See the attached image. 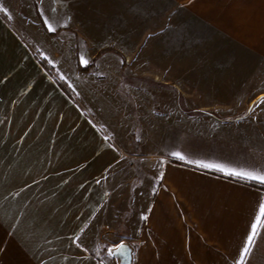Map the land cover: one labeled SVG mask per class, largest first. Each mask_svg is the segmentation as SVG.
Here are the masks:
<instances>
[{
  "label": "crops",
  "instance_id": "crops-1",
  "mask_svg": "<svg viewBox=\"0 0 264 264\" xmlns=\"http://www.w3.org/2000/svg\"><path fill=\"white\" fill-rule=\"evenodd\" d=\"M83 1L96 17L112 18L109 34H126L151 53L138 62L158 66L121 73V88L114 87L127 96L139 90L141 106L156 105L160 151L142 161L139 175L149 200L140 217L123 223L117 243L98 240V214L115 195L103 179L123 150L70 101L0 4V264H117L107 249L120 243L132 248L131 264H235L264 186L188 161L264 166V73L246 74L244 56L227 46L264 62V0ZM84 54L89 63L115 57L124 69L130 56L113 46ZM243 96L253 99L231 103ZM247 264H264V233Z\"/></svg>",
  "mask_w": 264,
  "mask_h": 264
},
{
  "label": "rangeland",
  "instance_id": "rangeland-1",
  "mask_svg": "<svg viewBox=\"0 0 264 264\" xmlns=\"http://www.w3.org/2000/svg\"><path fill=\"white\" fill-rule=\"evenodd\" d=\"M0 4L14 15L9 17L10 24L18 29L37 60L46 59L48 63L46 65L54 78L64 77L62 79L64 88L72 93L69 95L66 92L70 101L82 110L86 119L93 123L95 119L99 123L110 135L111 145L114 142L123 150L122 161L103 179V183L112 193L114 191L115 195L98 214L100 223L97 226L98 240L104 242L107 247L114 245L119 241V234L125 229L123 223L140 217L143 213V205L149 199L141 198L140 187L144 185L142 181L140 182L139 176L141 163L156 157L160 151L157 147L158 127L154 123L157 115L154 114L156 105L141 106L139 90H133L132 96H127L123 90L116 93L114 87L117 85L121 88L123 82L118 79L121 73L142 74L146 71H157L158 66L156 64L147 66L138 62V57L144 58L151 53H146V49L141 50V47L136 48L133 41H129L130 36L126 34L115 32L114 35L109 34L107 24L112 18L106 17L103 21L102 18L96 17L98 11L90 1L0 0ZM51 6L57 10H50ZM63 7L69 9L70 15L62 16ZM46 19L55 27L54 32L48 31L44 23ZM106 19L108 21H105ZM118 23V20L113 18L116 29H119ZM62 26L74 30L81 39H76L70 32L60 29ZM102 30L105 32H101ZM224 44L227 43L223 42ZM75 45L81 46V56L85 53L87 57L97 53L99 47L113 46L130 55L129 59L127 58L128 66L122 68L120 60L115 57H104L87 65L78 64L76 62L78 60L73 59ZM227 46L230 55L244 56L246 74L264 73V62L246 52L241 53L230 42ZM114 76L117 78L115 81ZM133 84L139 87L145 86L146 82L135 80ZM254 84L249 80L245 91L254 90ZM154 92L156 91H148V94ZM252 99V96H243L233 98L231 103L247 105ZM144 107L147 111L143 110ZM152 110L154 111L151 112ZM101 134L107 137L102 131ZM145 179L146 183L147 178Z\"/></svg>",
  "mask_w": 264,
  "mask_h": 264
},
{
  "label": "snow or ice",
  "instance_id": "snow-or-ice-1",
  "mask_svg": "<svg viewBox=\"0 0 264 264\" xmlns=\"http://www.w3.org/2000/svg\"><path fill=\"white\" fill-rule=\"evenodd\" d=\"M44 23L47 26L48 31H55V27L47 19L44 21ZM88 63L89 61L82 55L80 57V64L87 65ZM63 78L64 77H61V79ZM261 102H264V98L261 99ZM105 139H107V137ZM172 155L180 160L185 159V157L179 152H173ZM188 162L195 163L200 168L214 170L216 172L224 174L225 176L232 177L233 179L242 181L244 183L255 182L257 185L264 186V166L257 168L226 167L218 163H203L200 161ZM262 233H264V196H261L259 198L258 204L254 209V219L250 224V231L247 234L246 240L239 251L238 259H236L235 264H247L248 259L257 244L258 238L261 237ZM77 239L78 237L74 238L73 243H76ZM124 249L125 245L123 243H120L117 244L115 248H108L107 253L109 256H113L116 253H119L121 256H123Z\"/></svg>",
  "mask_w": 264,
  "mask_h": 264
},
{
  "label": "water",
  "instance_id": "water-1",
  "mask_svg": "<svg viewBox=\"0 0 264 264\" xmlns=\"http://www.w3.org/2000/svg\"><path fill=\"white\" fill-rule=\"evenodd\" d=\"M125 245V249L123 250L124 255L121 256L119 253H116L113 255V257L116 259L117 264H131L132 263V248L123 243Z\"/></svg>",
  "mask_w": 264,
  "mask_h": 264
},
{
  "label": "trees",
  "instance_id": "trees-1",
  "mask_svg": "<svg viewBox=\"0 0 264 264\" xmlns=\"http://www.w3.org/2000/svg\"><path fill=\"white\" fill-rule=\"evenodd\" d=\"M39 62L41 63V65H42L43 67H46L43 61H40V60H39ZM61 88H62V90H64L65 92L67 91L63 86H62ZM68 94L71 95L70 93H68ZM71 97H72V96H71ZM258 187H260V186H258Z\"/></svg>",
  "mask_w": 264,
  "mask_h": 264
}]
</instances>
